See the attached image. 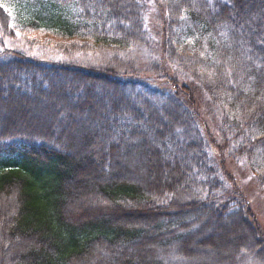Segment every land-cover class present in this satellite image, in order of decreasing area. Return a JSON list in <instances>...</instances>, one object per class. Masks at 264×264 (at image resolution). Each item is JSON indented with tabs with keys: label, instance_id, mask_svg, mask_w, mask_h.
Listing matches in <instances>:
<instances>
[{
	"label": "trees",
	"instance_id": "1",
	"mask_svg": "<svg viewBox=\"0 0 264 264\" xmlns=\"http://www.w3.org/2000/svg\"><path fill=\"white\" fill-rule=\"evenodd\" d=\"M24 1L76 38L61 53L104 54L0 53V264H237L243 250L264 260V228L210 156L238 146L264 189V0H167L163 53L212 37L205 77L234 126L219 130L223 144L199 131V91L128 59L149 45V0ZM9 19L0 3V34L13 37ZM239 226L248 242H222Z\"/></svg>",
	"mask_w": 264,
	"mask_h": 264
},
{
	"label": "rangeland",
	"instance_id": "2",
	"mask_svg": "<svg viewBox=\"0 0 264 264\" xmlns=\"http://www.w3.org/2000/svg\"><path fill=\"white\" fill-rule=\"evenodd\" d=\"M0 3L9 14V27L13 31V37L0 34V53L5 54L17 50L37 59L61 61L86 58L94 62L103 57L104 53L100 50L73 55L61 53L55 46L62 47L69 41L76 40L75 37L64 38L60 36L61 31L58 28L36 19L35 9L24 0H0ZM72 11H75V8H72ZM168 11L167 0H149L144 16L149 45L130 51L127 57L138 70H144L149 67V63L157 62V73L165 74L168 79L174 77L178 83L184 81L193 86L195 91H199L203 100L198 107L202 119L197 123L199 131L205 141L213 138L223 144L219 130L229 131L230 128L234 129V126L228 122L222 105L214 98L208 78L205 77L207 64L203 65V63L205 60L207 62L212 59L209 53V41L212 37L191 34L186 36V43L183 45L177 43L174 46L170 41L169 46L170 44L172 46L170 51L163 53L161 23L169 15ZM78 39L80 42L85 41V37ZM154 76L155 74L152 75ZM148 80L160 86L164 84L165 79L153 80L149 77ZM234 148L235 153L232 150H223L222 154L219 149H210L212 167L217 171L216 174L227 191L236 190L243 194L260 225L264 228V189L257 181L255 173L250 170L245 158L237 151L238 146ZM1 206L5 210L11 209L8 202L2 203ZM223 236L222 242H230L232 246L243 239L246 242L249 241L242 226L224 232ZM236 263L264 264V260L258 259L251 251L243 250L237 257Z\"/></svg>",
	"mask_w": 264,
	"mask_h": 264
}]
</instances>
